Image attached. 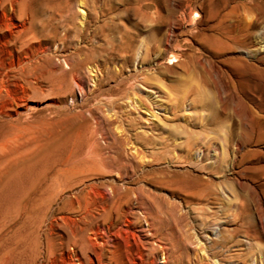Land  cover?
Segmentation results:
<instances>
[{
	"label": "rangeland",
	"instance_id": "374dc122",
	"mask_svg": "<svg viewBox=\"0 0 264 264\" xmlns=\"http://www.w3.org/2000/svg\"><path fill=\"white\" fill-rule=\"evenodd\" d=\"M223 1L196 0V13L185 16V33L172 47L165 46V27L152 34V23L140 19L138 5L154 14L143 6L147 0H123L101 22H94L95 4L81 0L90 13L83 31L78 18L67 23L53 14L65 0L23 1L28 15L40 13L9 25L19 36L9 47L22 49L27 61L0 94V264H264V141L249 144L248 113L255 108L246 100L255 79L264 85V36L260 50L255 42L220 48L217 37L232 44L231 35L258 14L240 9L239 20L223 17L229 9L222 10ZM102 22L109 25L104 33L97 28ZM120 31L152 37L143 75L168 96L166 103L196 91L198 105L155 109L154 123L135 132L146 162L129 161L134 171L120 151L121 177L88 174L90 188L64 189L58 166L82 167L96 121V143L109 141L102 118L114 97L110 87L129 76L134 56L127 52L122 76L116 74L122 56H101L110 72L93 80L89 68L73 72L72 53L106 38L118 43ZM255 31L262 35L264 22Z\"/></svg>",
	"mask_w": 264,
	"mask_h": 264
},
{
	"label": "bare ground",
	"instance_id": "6f19581e",
	"mask_svg": "<svg viewBox=\"0 0 264 264\" xmlns=\"http://www.w3.org/2000/svg\"><path fill=\"white\" fill-rule=\"evenodd\" d=\"M23 1L20 0V2H17L15 0H0V8L2 10V15H3V19L0 20V33H1L0 36L2 40V46L0 47V94L2 93V90H4L5 92L7 91L8 80L10 78L11 72L15 71V69L17 70V67L21 68L22 67L21 65H23L27 61L25 60L26 56L21 57L22 56L21 54L23 53L22 49L20 50L15 49L13 51L12 48L9 47L10 46L9 42L10 43L12 41L15 42L19 38L18 35L13 34L9 30V25L11 24V22H17L16 18H21L23 20V25H24L25 20L26 21L32 20L33 16H37L38 13H40V11L39 12L35 11V12H31L28 15L24 11ZM118 1L122 2L123 0H118ZM147 1L148 4H145L143 6L147 8L149 5H151L153 9H155L153 12L154 14L148 15L147 13L143 12V9H141L140 6L138 5L137 7L138 9L137 8L136 9L137 11L141 12L139 16L140 19L152 23V27H151L152 34L161 32L162 27H165L166 30L164 33L166 34L165 35L166 47H172L174 44L177 45V41H178L177 38L179 37V35L185 33V29L183 26V24L185 23V16L191 15L192 13H196V6L194 4L196 0H176V3L174 2L172 5H170L169 0H147ZM91 2L95 4L93 8L94 9L93 13L95 18L94 22H101L99 18L103 17L104 15L107 16V15L115 14L118 9V5H120L121 3L120 2L118 4H115V2H113L112 0H91ZM137 2H135L134 4L137 5L136 4ZM229 3L230 2L228 0H224L222 2V10L223 9L226 10L227 8H229L228 12L225 15H223V17L238 16V20H239L240 13H238V11L240 9L243 11L253 9L258 14H256V17L252 21V23L248 21L245 22L244 24L246 27L245 30L241 29L243 31L238 33V35L236 34L231 35L232 44L222 40L223 38L219 39L217 37V41L220 44L219 47L222 49H233L242 46L251 47L253 46V42H255L254 44L257 45V50H260L259 48L262 47V44H259L260 41L257 40L260 38L262 39L264 33L260 35L258 34V31L256 32L255 30L256 28H258L259 24L264 22V1L263 0L262 1L233 0L231 5ZM7 8H9V10L12 11L11 14L6 13ZM83 8L84 6L81 0H65L64 5L63 6L60 5L56 7L54 9L53 14L56 13V15L64 19L67 23H71V22L73 23V20H71V22L69 20L70 16H72L71 19L78 18L79 30L83 31L85 30L86 25L88 24V20H89L88 15L90 14V13L88 14L87 10ZM75 9L77 10V12L74 11ZM173 9L181 10L180 11L181 14H179L178 16H172L171 12ZM50 19L52 20V18ZM49 22L51 23V21ZM44 27H45L44 24L40 23V28L43 29ZM97 28L101 33H104L105 28L108 29L109 25H107L105 22H102V24L97 25ZM133 32H129V31L121 32L120 33L121 35L118 37L119 39L118 43L114 39L106 38L105 42L102 45H99L97 48L92 49L90 51L82 50L78 46H77L78 48H75V50L73 49L74 50V52L72 53V58H73L72 69L74 68L73 72L74 71L78 72V70L82 71L83 69L89 68L91 71L90 75H92L93 80L102 78L105 74L110 72L109 69H107L108 66L107 68L104 66V64H106L107 61L101 60L102 59L101 56H108L109 58L111 57V55L113 56V54L116 53L119 54V56H122L121 61L123 62H120V64H118L117 73L115 72L119 76H122V73L125 69L124 66L128 65L127 52L129 53V51H132L134 56L132 59V68L129 69L130 72L129 76H127L126 78H122V80H117L110 87L115 90L114 93H111V95H113L114 97L110 95L111 98L108 101L107 109H105L106 114H103V118H102L106 125V130L110 135L109 141L107 140L104 141L106 142V145L104 146L96 143V140L98 139H95L94 136L97 135V133L99 132V130L96 129L98 128L99 123H97L96 121V128L94 127L90 130L89 142L87 143V152L82 167L79 166L80 168H78L77 165L76 168V166H74L75 165L74 163L73 166L75 168L73 167L65 168L63 166L61 167L58 166L59 167L57 169L58 185H62L64 189L75 190V191L76 189H78L81 191L83 189H87L88 187L90 188V186L93 184V181L92 184H90L91 181L88 182L84 178V176L88 174L94 176V178L96 179L101 174L104 173L108 174L115 171L116 175L118 174V177H121L122 173L120 172V170L123 166H126L125 162H123L124 159L125 160L127 159L128 166L134 171L133 169L134 166L133 164H130L129 161H136L135 163L138 162L142 163L145 158L143 156L141 146L138 145L137 143V139L134 140L135 139L134 137H137L136 130L144 129L146 125L144 126L143 124L148 125L154 123V118H156V114H157L155 113V109L162 110L165 112L166 109H170V107L171 108L173 107V109L179 108L181 107V104L189 103L193 107L198 105L197 104L198 98L196 97L197 95L196 91H193L191 93L193 95L191 98L188 95L187 96L176 95L174 100L171 102L172 104H168L166 103L167 101H164L165 100L164 98L168 96L165 97L162 96L160 94L161 91L153 87L148 82L147 77L143 75L148 65V62L146 61L147 58L146 55L148 50L150 49V44L153 39L152 37H146V35H142L140 33L139 34L136 33L135 35ZM82 34L80 33V35ZM134 41H136V43H134ZM20 48H24V47L21 46ZM252 55H255L256 58L260 56L259 54H253V53ZM28 58L30 59L29 56ZM256 58L255 59L252 58V60L254 61L256 60ZM250 66H252V69H254L257 73L263 71L262 68H259L257 65L253 63L250 64ZM262 84L263 83L261 82L260 79H255L248 91V94L246 95V100L248 101V103L253 108H255V110H249L248 113L249 130L247 133V137H248V141L250 142L249 144L253 146H256L260 141H264V87H263L264 85ZM81 87H82V82L80 81V83H77V88H78L77 90H79ZM137 92L144 93L145 99L139 98L137 96L138 95ZM102 110L100 109V111ZM100 113H104V112H100ZM259 119H262L263 123H260ZM120 151L124 152L125 154L124 159L120 157ZM250 152L251 154H255L256 150L253 148L250 150ZM63 164L65 165L66 163ZM142 165H140V167H142ZM110 189L112 193L116 192L115 185L111 184Z\"/></svg>",
	"mask_w": 264,
	"mask_h": 264
}]
</instances>
